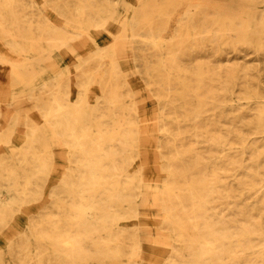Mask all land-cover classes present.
I'll list each match as a JSON object with an SVG mask.
<instances>
[{
  "label": "bare ground",
  "instance_id": "bare-ground-1",
  "mask_svg": "<svg viewBox=\"0 0 264 264\" xmlns=\"http://www.w3.org/2000/svg\"><path fill=\"white\" fill-rule=\"evenodd\" d=\"M35 1L0 0V142L44 120L0 160V227L60 182L0 264H264V0H39L75 34Z\"/></svg>",
  "mask_w": 264,
  "mask_h": 264
},
{
  "label": "rangeland",
  "instance_id": "rangeland-1",
  "mask_svg": "<svg viewBox=\"0 0 264 264\" xmlns=\"http://www.w3.org/2000/svg\"><path fill=\"white\" fill-rule=\"evenodd\" d=\"M35 7L38 12L41 14H44L45 18L51 19L52 22L58 29L65 34L69 33H77L80 30V26L76 23L69 22L67 19L63 18L62 16L58 15L54 11H49L47 8H43L39 6V0L35 1ZM94 30V29H93ZM106 35V34H102ZM70 43H75L74 41L70 40ZM57 50V49H56ZM85 53V51H76V54ZM120 62H122V59H120ZM124 65V64H123ZM124 66L126 73H128L129 76H133V71L135 70V67L131 66ZM59 65L54 64V60L48 59L46 60L45 64L43 65V70L46 71H52L54 69H57ZM72 66L68 67L71 68ZM54 77V76H53ZM135 85H138V80L135 81ZM43 87L39 86L38 89H41ZM8 100H11L8 98ZM72 100H75V96L72 97ZM147 109H155L156 106L152 105L150 103H147L145 106ZM26 113L25 115H21L20 121L18 122V126L13 130L12 134L9 136V140L6 142H0V160L5 159L7 161V165L13 167L16 163V158L14 155V150H20L24 147V143L26 142V138L24 135V126H25V120L28 119L31 123L39 126L40 128H43L44 120L39 116L37 110L35 109V106L28 103L26 104ZM5 123L0 118V131L3 130ZM45 133V132H44ZM22 134V138H21ZM48 135V134H47ZM51 139V138H50ZM55 140H52V143L54 144ZM55 150L57 153L61 154L60 157L56 160L54 163V169L58 170L59 173H63L64 170L68 167V162L66 159V153L63 151L65 148L62 145H55ZM138 161V160H137ZM156 165V159H155V153L154 148H150L148 151V168L145 170L148 171L149 174H151V170L154 169V166ZM153 175V174H152ZM60 177H57L55 174H50L47 177L46 185L43 187V193L40 194V189H34V195L31 199L28 200H18V204L14 208V213L16 215V218L18 220L17 224H10L8 222L3 227H0V249H5L8 244L12 243L15 238L18 236V232L22 228H26V224L30 220L36 221L38 217L41 215V213L45 210L46 206L49 204H43L40 207V204L43 202L44 199L49 198L48 195L51 190H54L58 187L60 182ZM4 178H0V194L4 195L10 201L15 200L14 195L10 194L8 191V186L3 184ZM148 255H154V252H152L151 249L145 248Z\"/></svg>",
  "mask_w": 264,
  "mask_h": 264
}]
</instances>
